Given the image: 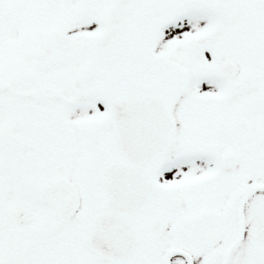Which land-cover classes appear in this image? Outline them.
Here are the masks:
<instances>
[{
	"label": "snow or ice",
	"instance_id": "1",
	"mask_svg": "<svg viewBox=\"0 0 264 264\" xmlns=\"http://www.w3.org/2000/svg\"><path fill=\"white\" fill-rule=\"evenodd\" d=\"M0 264H264V0H0Z\"/></svg>",
	"mask_w": 264,
	"mask_h": 264
}]
</instances>
